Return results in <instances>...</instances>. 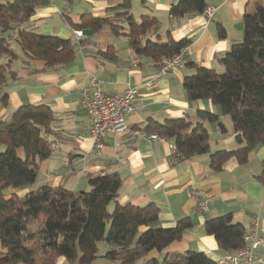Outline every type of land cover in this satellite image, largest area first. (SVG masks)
<instances>
[{
    "label": "crops",
    "instance_id": "crops-1",
    "mask_svg": "<svg viewBox=\"0 0 264 264\" xmlns=\"http://www.w3.org/2000/svg\"><path fill=\"white\" fill-rule=\"evenodd\" d=\"M130 1L128 10L125 0H48L23 24L36 33L58 35L78 44L83 42L77 46L72 61L53 68L47 67L45 60L28 58L21 47L14 44L18 56L12 61L13 73L5 85L8 103L0 101V118L5 119L26 104H46L55 113V129L62 133L51 136L53 153L39 162L36 182L18 189L17 193L24 195L42 185L86 190L89 175L118 172L123 179L120 203L154 202L160 208L159 222L163 227H174L185 217L192 222L180 239L162 250L153 249L132 264H145L151 257L163 260L167 253L189 250L206 252L219 261L225 252L219 248L216 237L207 233L206 220L231 213L234 221L248 230L253 217L258 215L259 230L264 236V182L258 178L264 170V145H258L246 163L231 156L222 169L216 171L210 166L209 153L173 161L174 150L170 143L174 142L150 138L153 132L148 126L150 121L163 123L180 117L196 122L197 111L205 109L218 113L220 118L226 117L211 100L191 103L186 96L184 79L194 74L197 66L223 70L220 59L232 44L244 37L245 14L253 12L257 2L262 0H205L207 7L214 8L209 20L202 13L171 17L170 7L178 0ZM118 6L130 12L136 21H142L144 16L155 18L157 25L148 32L152 40L157 37L190 39L184 64L159 77L152 87L146 86L145 82L158 73L160 62L138 54L131 46L125 34L129 29L127 21L115 17L116 10L111 9ZM87 14L111 17L121 26L120 32H115L110 24L97 31L81 27ZM220 26L225 28V36L220 35ZM76 29L82 30L85 38L81 39ZM93 76L101 80L106 93H124L129 87H139L136 110L127 115L129 131L109 133L101 153L96 152L89 135V119L81 102L82 92L89 87ZM204 123L211 130L210 139L211 132L215 137L214 142L210 140L212 152L235 150L243 145L237 141L234 127L231 133L227 130L223 133L217 124ZM17 153L25 158L24 148H18ZM194 188L210 194L205 213L198 207V197L190 195ZM99 249L105 252L106 243L100 242ZM257 253L262 258L258 264H264V247ZM58 264L79 262L69 263L61 256ZM93 264L119 263L100 258Z\"/></svg>",
    "mask_w": 264,
    "mask_h": 264
},
{
    "label": "trees",
    "instance_id": "trees-1",
    "mask_svg": "<svg viewBox=\"0 0 264 264\" xmlns=\"http://www.w3.org/2000/svg\"><path fill=\"white\" fill-rule=\"evenodd\" d=\"M46 3L48 0H0V101L4 104L8 103L6 81L13 73L12 61L18 56L14 44L28 58L45 60L46 66L53 68L72 61L77 46L83 42L73 43L23 26ZM124 4L128 10L131 8L130 0ZM206 8L205 0H178L171 5L169 14L182 17L203 13ZM111 9L116 10L115 17L127 21L129 29L125 34L138 54L161 62L191 42L188 38L172 37L152 40L148 32L156 27L155 18L144 16L142 21H136L119 6ZM84 17L81 27L97 31L110 24L115 32H120L121 26L109 16ZM219 32L226 35L223 26ZM220 60L224 67L221 71L197 66L194 74L185 77L184 89L191 103L208 99L222 115L230 116L236 139L243 145L235 150L212 152L204 121L217 124L223 133L227 129L218 113L206 109L197 111L196 122L187 117L163 123L150 121V132L176 145L172 157L175 162L209 153L210 166L217 171L231 156L246 163L251 152L264 145V0L257 2L253 12L245 14L243 39L232 44ZM54 120L55 113L46 104H26L5 119L0 118V264H58L61 256L69 263L93 264L103 258L132 264L153 249L162 250L182 237L192 225L189 217L174 227H163L159 222L160 208L154 202L136 205L118 201L123 181L118 172L89 175L86 190L42 185L19 195L18 189L36 182L39 162L52 155L51 136L62 134L55 129ZM20 147L25 150V158L17 153ZM258 178L264 182V170ZM205 228L225 253L243 246L246 228L235 222L231 213L206 220ZM100 242L107 245L103 253ZM145 264L221 263L206 252L189 250L167 253L163 260L151 257Z\"/></svg>",
    "mask_w": 264,
    "mask_h": 264
},
{
    "label": "built area",
    "instance_id": "built-area-1",
    "mask_svg": "<svg viewBox=\"0 0 264 264\" xmlns=\"http://www.w3.org/2000/svg\"><path fill=\"white\" fill-rule=\"evenodd\" d=\"M213 13L214 8L207 7L202 14L209 20ZM75 33L81 39L85 38L82 30L76 29ZM187 46L172 56L164 57L160 62L156 76L147 80L145 85L152 87L159 77L174 68L182 66L184 64V55L188 50ZM138 93L139 87H129L124 93H106L102 88L101 80L97 76H93L90 79L89 87L82 92L81 102L83 109L88 115V132L94 140L96 152H102L104 140L109 133L129 131L127 115L136 110L135 101ZM149 137L166 139L156 133L150 134ZM170 146L173 150L176 149L174 143H170ZM190 195L198 197V207L202 212L208 211L209 193L194 188L190 190ZM261 247H264V236L259 230V216L255 215L250 228L245 232L243 246L236 251L223 254L219 262L221 264H258L262 261V258L257 253Z\"/></svg>",
    "mask_w": 264,
    "mask_h": 264
},
{
    "label": "rangeland",
    "instance_id": "rangeland-1",
    "mask_svg": "<svg viewBox=\"0 0 264 264\" xmlns=\"http://www.w3.org/2000/svg\"><path fill=\"white\" fill-rule=\"evenodd\" d=\"M224 116H226V117H221L219 120H220L222 123L225 124L227 131H229V133H231V132H232L231 129H233L232 119H231V117L228 116V115H224ZM209 130H210V128H209ZM210 131H211V130H210ZM225 133H226V132H225ZM210 140H211L212 142H214V140H215V137H214V135L212 134V132H211V139H210ZM22 189H24V188H22ZM22 189H19V190H22ZM78 191H80V189H79ZM20 193H21V192H20ZM20 195H21V194H20Z\"/></svg>",
    "mask_w": 264,
    "mask_h": 264
}]
</instances>
